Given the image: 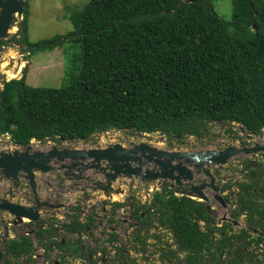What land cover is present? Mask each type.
Wrapping results in <instances>:
<instances>
[{"label": "trees", "instance_id": "trees-1", "mask_svg": "<svg viewBox=\"0 0 264 264\" xmlns=\"http://www.w3.org/2000/svg\"><path fill=\"white\" fill-rule=\"evenodd\" d=\"M231 2V19L226 20L212 0H88L68 15L72 32L31 42L27 0L18 34L1 46L16 44L28 57L63 48L66 42L79 44L81 50L72 63L66 59L65 82L59 88L30 85L27 66L21 78L3 83L0 135L21 146L34 139L59 142L58 136L89 139L112 130L200 138L210 122L242 124L261 134L264 0ZM259 171L250 169L248 176H264V167ZM253 181L243 184L249 197L240 195L241 213L257 214L264 231V203L255 199L263 194L252 191L259 183ZM162 191L154 194L151 217L143 225L156 222L173 231L178 247L188 251L189 264H203L207 254L214 260L233 236L214 246L200 229L199 221L211 218L204 203ZM133 214L140 220L138 211ZM73 215L72 227L81 233L84 224ZM57 234L44 227L37 237L50 242ZM32 247L31 238L22 236L8 250L20 257Z\"/></svg>", "mask_w": 264, "mask_h": 264}, {"label": "water", "instance_id": "water-1", "mask_svg": "<svg viewBox=\"0 0 264 264\" xmlns=\"http://www.w3.org/2000/svg\"><path fill=\"white\" fill-rule=\"evenodd\" d=\"M186 1L192 3L198 0ZM26 5L27 0H0V47L3 40L11 37V31L16 28L14 22L17 17H23ZM1 57L0 53V60ZM232 127L248 140H255V135L242 124L233 123ZM139 135L141 138L123 141L115 137L109 143L90 147L78 142L73 144L78 140H87L85 138L76 140L58 136V144L47 139L45 142L34 140L26 146L13 144L7 138L4 147L0 148V221L6 235H9V226L22 225L24 219L43 228L40 222L45 219V211L50 213L49 221L62 215L68 207L85 206L80 200L73 202L75 204H65L52 199V193L48 196L43 190L51 186L46 176L54 172H59L67 183L63 192L67 195L72 192L82 195L85 192L87 196L82 197L84 202H102L98 195L124 201L120 196L127 192L131 181L149 186L167 182L174 194L208 203V191L216 192L214 200L226 208L225 189H220L217 184L214 169L229 164L234 157L264 152L262 141H254L252 146L230 145L219 150H167L147 140L146 133ZM52 201L55 203L51 204ZM209 207L207 204V209ZM218 220L219 223L232 222L227 215ZM233 223L238 224L236 221Z\"/></svg>", "mask_w": 264, "mask_h": 264}, {"label": "rangeland", "instance_id": "rangeland-1", "mask_svg": "<svg viewBox=\"0 0 264 264\" xmlns=\"http://www.w3.org/2000/svg\"><path fill=\"white\" fill-rule=\"evenodd\" d=\"M29 2V8H30V16H29V22H28V36L29 40L31 42H39L41 40L52 38L55 35H64L72 32L74 30V27L72 23L68 19V15L72 10H78L81 9L88 0H28ZM212 3L214 5L215 10L226 20L231 19L232 15V2L231 0H212ZM22 20V18H16V21L14 22L15 25V31L11 33V37L14 35H17L19 32L17 24ZM10 37V38H11ZM9 38V39H10ZM68 49V50H67ZM81 47L79 44L76 43H68L66 42L63 46V48H57L53 51H43L38 52L34 54L32 57H28L27 54H23L19 47L15 44L8 43L4 46L0 47V53L2 55L0 60V87L2 86V83L4 80L12 79V78H20L22 76V70L25 66L28 67V72L26 76L27 82L34 86V87H51V88H59L63 83L65 82V69L66 67V59L70 63L73 62V59H76V56L80 53ZM33 66V69L31 70V67ZM68 66V65H67ZM74 69V65L72 66ZM230 129H232L233 132H230ZM237 129H234L233 127H230L227 124L222 123H214L210 122L206 128L202 131V136L200 138H196L193 135L187 134L182 139H176L172 140L173 138L169 139L167 136L162 135L160 133H152L147 134L148 138L147 140L158 144L161 148L167 149V150H188V151H200L202 149H223L227 146H229L232 143V140H234V137L232 134L237 133ZM239 133V132H238ZM237 133V134H238ZM232 136V138H231ZM115 137H118L119 139L128 140L131 138H141V135L137 133H133L130 131H123V130H112L106 133L102 134H96L90 137L87 140L81 141L78 140L74 142L73 144L80 143L83 146L90 147V146H96L98 144H104L109 143L111 140H113ZM8 138V135H2L0 137V148H3L6 140ZM254 141H262L264 144V131L261 135L256 136V139ZM254 141H251L254 143ZM52 143L58 144V142L51 141ZM246 143V142H245ZM238 145V144H236ZM251 145V144H249ZM239 146V145H238ZM255 160L256 163H264V153H258L256 155H250V156H242L234 157L231 159V162L224 166H219L214 169L215 174H219L225 179H228L229 187H231L232 191L234 192L233 195L235 197V193L237 192V186L236 183L242 181L245 178V164L246 162L243 161H251ZM243 162V163H242ZM263 166H261L260 169H262ZM48 177L51 182V186L44 188L45 192L50 195L51 193L54 195L52 198H56L59 201L60 200H66L67 204L81 200V194H75V192L70 193L69 195L65 194L63 192V186H66L67 183L63 180L61 174L59 172H54ZM43 178V177H42ZM45 178V177H44ZM62 178V179H61ZM86 184V183H84ZM260 185L262 188H264V178H261ZM146 185L131 181L130 187L126 188L127 192L123 200L128 198L129 196L135 197L136 202L133 204H137V202H145V199L143 198V194L147 195L146 192L147 188L144 189ZM254 188V187H253ZM252 188V189H253ZM257 188V187H256ZM144 189V190H143ZM156 187L154 186L151 188V191H149V194H152L154 191H156ZM45 193V194H46ZM85 194V192H84ZM65 196V198H64ZM100 196V200L95 201V211L92 210L91 212L95 215L103 214L106 216L107 220L102 219L101 222H98L97 228L94 229L93 237L97 239L99 242V247L110 249L111 247H114L112 244V239L109 235V233H112L109 228L115 229L118 233L117 237V246L123 247L125 249L131 250V257L133 260L137 263L138 261H143L145 264H184L182 263V258L185 254L184 251H181L178 245H175L173 242L172 236L169 232L165 231V228L163 227H155V229H148V231H143L142 235L143 237L148 236L151 238L148 243V247L146 246V254L141 255L137 251L139 249V245H141L140 242L135 240L136 232L132 235L125 236L124 231L132 229V220L127 219V210L124 211V214H117L114 212V209L111 213L108 215L102 211L103 205H105V208H108L110 204H104V200H107L106 198ZM234 198H231L233 200ZM257 202H264L263 197H256L255 198ZM118 202L117 198L115 197L113 200ZM134 200V201H135ZM126 201V200H125ZM123 202V201H120ZM130 203L133 201H129ZM244 202V201H242ZM139 204V203H138ZM210 206L213 210V215L217 219L222 218L225 215V212L227 213V216H231L233 214L232 204H229V207L223 208L220 207L219 202L214 201L213 198H211V201L209 202ZM84 205L87 206V203L84 202ZM234 208V207H233ZM261 208H264L263 205ZM68 211L66 208L63 211V214L58 217H53L51 222L53 226H61L62 224L65 225L69 223L70 219L65 214ZM70 211H73L72 209ZM109 211H107L108 213ZM80 215H86L85 213H81ZM124 220L127 221V223H124ZM242 222H244V219H240ZM24 222H29L28 220H24ZM108 227H107V226ZM47 226H50V224L47 223ZM52 227V226H51ZM214 227V226H213ZM212 227V228H213ZM9 237L12 239L20 238L22 236H30L36 245L39 241H43V239L40 240V238L37 237V230L39 227H35L34 225L30 224L29 226H17L16 228H13L9 226ZM239 229V228H238ZM34 231L33 234H29V232ZM215 231L213 237H217V235L221 232L218 229H213ZM59 234V238L67 239L72 236L64 227L62 229H59L57 231ZM64 233V234H61ZM5 230L4 225L0 221V240L2 238L5 239ZM155 236V237H154ZM115 240V238L113 239ZM89 242V237L85 235L82 237V242ZM157 242V243H156ZM155 244V247L153 245ZM96 248L97 245L95 243H91L90 247ZM115 250H118V248L114 247ZM97 252V251H96ZM165 252H169V254L174 255V257H177L175 261L168 262L169 259L168 256H166ZM56 254L55 252L53 255ZM260 254V253H258ZM100 257H96V260L98 261ZM103 260L107 259V255H102ZM57 259V254L56 258ZM137 260V261H136ZM72 264V261H71Z\"/></svg>", "mask_w": 264, "mask_h": 264}, {"label": "flooded vegetation", "instance_id": "flooded-vegetation-1", "mask_svg": "<svg viewBox=\"0 0 264 264\" xmlns=\"http://www.w3.org/2000/svg\"><path fill=\"white\" fill-rule=\"evenodd\" d=\"M230 132H233L232 129H230ZM238 132L239 131H237V133ZM237 133L232 134V136L234 137V140H232V143L230 145L237 146L236 144H238L239 147H247V146H252L254 144L251 142V140H248L244 134L240 132L238 134ZM257 136H259V134ZM172 138H173L172 140L178 139L175 136H173ZM233 142L235 143L233 144ZM256 142H260V141H256ZM260 153H264V152H260ZM252 155H256V154H252ZM243 156H250V155H243ZM237 157L241 158L242 156H237ZM243 162H246L245 178L242 181L236 183L237 192L235 193V197L233 195L234 192H231L232 189L228 185L229 184L228 179H225L221 175L214 173V175L217 178V184L219 185L220 189H225L224 199L227 203V207H229V204H232L233 214H232V217L228 216L229 218L232 219V222L222 221L221 223H219V221H217V219L213 215L214 212L212 210V207L210 206L209 209H207V204H209L208 202H205L200 199H194L198 202L204 203L205 210L211 216V218L209 217L208 221H205V220L199 221V223H200V227H201L200 229L202 230V232H206L210 235V241L214 244V246H216L218 244L217 242L223 239L225 236L227 237L233 236L232 241L224 245L225 247L221 249L220 252H218L214 260H211L213 259L212 256L207 254L206 257L203 259V262H204L203 264H264V231H262L261 228L259 227V224H257V219H256L257 214L254 215V213L252 212H244V211L241 213V209H242L241 202H239L240 195H245L243 184H246V183L252 184L254 183L253 181L254 179L259 181V183L256 184L257 188L254 187L252 191H254V193H257L259 191L261 192V194H263V195L257 194L255 197L264 198V188H262L260 185L261 178H264V176L259 175V176L253 177L254 179L248 176V172L250 171V169L257 168L258 170L261 171L260 168L261 166L264 167V163L263 164L256 163L255 160L243 161ZM154 186L156 187L157 190L154 191L152 194H149V191H151V188H153ZM146 188L148 191L146 192L147 195L145 194V192L143 194L144 196L143 198L145 199V202H137V204H133L134 202H136L135 197L129 196L128 198L125 199L126 201H123V204L120 207L115 206V204H113L112 206L111 205L108 206V208H105V205H103L102 207L103 213L105 212L107 215L113 211L112 209H114V212H116L117 214H120L121 209H123L124 211L127 210V219L132 220L133 223H132V229L126 230L124 231V233H125V236L127 237L130 234L133 235L136 232L135 240L141 243L137 251L141 255L146 254V246L150 242L149 240H151V238L148 236L143 237L142 232L146 230L148 231V229H155V227L157 226L158 227L161 226L159 224L156 226L157 224L156 222H153L150 226H147V227L143 225V222H144L143 220L145 218L147 219L151 217L152 212H149V211H152L153 209L151 208V204L154 201L153 200L154 194L162 193L163 192L162 190L164 189L167 190L165 191L166 196H169L170 194H174L173 190L169 188V183L167 182H163L161 185H157L153 183L151 186L146 185L144 189ZM215 193L216 192H213L210 190L208 191L210 201H211V198H213V196L215 195ZM86 196L87 195L83 193L82 197H86ZM125 196H127L126 193L124 195H121L120 198H124ZM176 196L181 197L180 195H176ZM245 196L249 197V195L248 196L245 195ZM231 198H234V199L231 200ZM55 201H52L50 203L51 204L55 203ZM80 201L84 203L83 198H81ZM129 201H133V202L130 203ZM59 202H62L65 204L68 203L66 200H60ZM86 203H87L88 208L85 210L79 206H72V207L67 208L68 211L66 212L65 215L69 217L70 221L69 223L65 225L62 224L61 226H53L51 222L52 219L48 221L50 213L45 214L44 215L45 221L40 222L45 227L52 226L56 230V232L57 230L62 229L64 227L72 235L69 238V240L65 238L58 239L59 234H57L50 238V242L47 239V237H43V241L41 240L40 243L38 241V243L35 245L33 240L31 239L33 242L32 250L30 252L24 253L20 257H14L9 252L8 246L13 240H16L17 238L12 239L9 237V235L7 236L5 232L4 234L5 239L2 238L0 240V264H47L46 262H48L49 259H51L52 264H71V261H72V264H145L143 261H138L136 263L131 257V250L117 246L116 239L118 237V233L116 232L115 229L113 230L112 227L109 229L113 232L109 233V235L112 239V244L114 245V247L118 248V250H115L114 247H111L109 250L106 248L99 247V242L97 241L96 238L93 237V231L91 230V227L95 228L97 221L101 222L102 219L107 220V218L103 214H100L97 216L91 212L92 210L95 211L94 201H88ZM103 203L110 204L113 202L107 199V200H104ZM220 207H223V206L220 205ZM71 209L73 211H70ZM134 210L138 211V215L140 217V220H142V222L139 219L134 217V214H133ZM76 211L77 213H75ZM107 211L109 212L107 213ZM46 212H49V211H45V213ZM237 212H240V213H237ZM81 213H85L86 215H80ZM71 214L77 215L79 221L84 224V231H81V233L74 231V228L72 227V220H73L72 216L74 215H71ZM225 215H227V213H225ZM152 217L155 218V216H152ZM242 218L244 219V222L240 220ZM233 221L238 222V224L237 225L234 224ZM47 223L50 224V226H47ZM124 223L126 224L127 221L124 220ZM30 224L34 225L32 222H30L29 224H24L22 226H26V225L29 226ZM34 226L39 227V224L34 225ZM11 227L13 229V228H16L17 226L16 227L11 226ZM163 228H165V231L171 234L175 245H178L175 240L173 231H171L170 229H167V227H163ZM223 228L225 229V231H223ZM213 229H218L221 231L217 235V237H213L215 233ZM39 230L40 228L37 230V233H39ZM61 234H64V233H61ZM85 235L89 237V242H86V243L85 241L82 242V237H84ZM243 235H246V236H243ZM114 238L115 240H113ZM91 243L92 244L95 243L97 245L96 248H94V246L91 247L93 251H97L101 253L98 261L94 259V255H89L88 260L87 258H85L84 260L82 258V254H83L82 249H86V250L88 249L90 253ZM153 247H155V244L153 245ZM181 251L185 252L181 260L182 263L189 264L187 260L188 251H185V250H181ZM54 252L57 254V259H55L56 254L53 255ZM102 253L103 255L106 254L108 258L103 260ZM165 253H166V256L169 257V259L167 260L168 262L175 261L177 259V257H174V255L172 256V254H169V252H165ZM47 255L49 259H47Z\"/></svg>", "mask_w": 264, "mask_h": 264}, {"label": "clouds", "instance_id": "clouds-1", "mask_svg": "<svg viewBox=\"0 0 264 264\" xmlns=\"http://www.w3.org/2000/svg\"><path fill=\"white\" fill-rule=\"evenodd\" d=\"M16 21V20H15ZM18 30H19V28H18ZM18 34V33H17ZM16 45V44H15ZM18 46V45H17ZM19 47V46H18ZM23 54H25V53H23ZM26 67V66H25ZM24 67V68H25ZM23 68V69H24ZM22 72H23V70H22ZM21 78V77H20ZM12 79H16V78H12ZM12 79H7L6 78V80H4L3 81V83L6 81V82H8V81H10V80H12ZM19 79V78H18ZM3 83H2V86L0 87V88H3ZM235 124H237V123H235ZM232 126H233V123H232ZM247 129V128H246ZM239 131V130H238ZM247 131H249V130H247ZM264 131V130H263ZM263 131H262V133H263ZM249 132H251V131H249ZM252 133V132H251ZM261 133V134H262ZM100 134H102V133H100ZM146 134H148V133H146ZM252 134H254V133H252ZM261 134H259V135H261ZM96 135V134H95ZM255 135V139H256V136H257V134H254ZM8 138L10 139V137H9V135H8ZM35 140V139H34ZM34 140H32V141H34ZM48 141H53V140H48ZM56 142V141H55ZM59 143V142H58ZM82 196H83V194H82ZM82 196H81V198H82ZM192 199V198H191ZM194 200V199H193ZM90 201H93V200H90ZM125 201V200H124ZM120 201H118V203H119ZM86 203V202H85ZM114 203H117V202H113V203H110V205L112 206ZM120 203H123V202H120ZM94 205H95V202H94ZM79 207H81L80 205H79ZM84 210L85 209H87L88 208V206H84V207H82ZM75 213H77V211L75 212ZM226 213V212H225ZM44 214H47V213H44ZM44 214H43V216H44ZM71 215H73V214H71ZM220 219V218H219ZM29 221V220H28ZM43 221H45V219H43ZM219 221V220H218ZM31 221H29V222H24V224H29ZM24 224H22V225H24ZM97 224H98V221L96 222V225H95V228L94 227H91V230L93 231V233H94V229H96L97 228ZM21 225V226H22ZM45 227V226H44ZM43 227V228H44ZM58 231V230H57ZM83 250V254H82V258H83V260L85 259V258H87V260H88V256L89 255H94V259L96 260V257L98 256V257H100V255H101V253L100 252H96V251H93V249L90 247V253H89V250L87 249H82ZM102 255H103V253H102ZM47 259H49V257H48V255H47ZM47 264H52V262H51V259H49V261L48 262H46Z\"/></svg>", "mask_w": 264, "mask_h": 264}, {"label": "built area", "instance_id": "built-area-1", "mask_svg": "<svg viewBox=\"0 0 264 264\" xmlns=\"http://www.w3.org/2000/svg\"><path fill=\"white\" fill-rule=\"evenodd\" d=\"M120 214H124V210L123 209H121Z\"/></svg>", "mask_w": 264, "mask_h": 264}, {"label": "bare ground", "instance_id": "bare-ground-1", "mask_svg": "<svg viewBox=\"0 0 264 264\" xmlns=\"http://www.w3.org/2000/svg\"><path fill=\"white\" fill-rule=\"evenodd\" d=\"M14 31H15V28L11 32H14ZM24 220H26V219H24Z\"/></svg>", "mask_w": 264, "mask_h": 264}, {"label": "crops", "instance_id": "crops-1", "mask_svg": "<svg viewBox=\"0 0 264 264\" xmlns=\"http://www.w3.org/2000/svg\"><path fill=\"white\" fill-rule=\"evenodd\" d=\"M33 69V66L31 67V70Z\"/></svg>", "mask_w": 264, "mask_h": 264}]
</instances>
